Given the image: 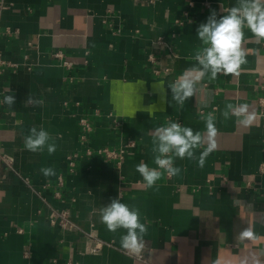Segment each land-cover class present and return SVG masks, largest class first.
<instances>
[{
    "label": "crops",
    "instance_id": "crops-1",
    "mask_svg": "<svg viewBox=\"0 0 264 264\" xmlns=\"http://www.w3.org/2000/svg\"><path fill=\"white\" fill-rule=\"evenodd\" d=\"M234 3L0 0V26L12 30L0 36V49L19 63L0 74V100L10 89L15 96L12 108L0 104V148L12 159L10 167L0 159V264H264V45L246 32L248 71L205 78L183 107L167 89L195 63L199 24ZM185 12L190 20L178 22ZM229 103L248 104L254 122L225 120ZM208 112L218 133L205 166L177 158L179 176L146 188L135 168L141 161L155 167L152 131L171 120L204 132ZM80 118L91 126L87 140ZM32 126L54 138V154L26 150ZM127 138L136 144L119 164L96 152ZM42 167L56 174L45 177ZM119 195L148 224L145 261L121 247L124 230L111 233L99 221L96 210ZM53 210L67 211L73 226L51 222ZM247 227L255 239L240 241Z\"/></svg>",
    "mask_w": 264,
    "mask_h": 264
},
{
    "label": "clouds",
    "instance_id": "clouds-1",
    "mask_svg": "<svg viewBox=\"0 0 264 264\" xmlns=\"http://www.w3.org/2000/svg\"><path fill=\"white\" fill-rule=\"evenodd\" d=\"M246 32L251 34L256 44L264 45V0H235V3L220 13L211 10L205 22L196 29L197 39L200 41L193 55L195 63L184 69L179 76L167 83L171 91L172 100L183 107L185 102L196 96L200 85L208 79L209 82L219 77H239L248 71L243 68L247 64V53L244 44L249 39ZM156 87L166 95L164 83L159 82ZM11 89L3 95L0 104L12 108L15 96L9 94ZM28 97L26 103H32ZM207 107V105H205ZM249 105L226 104L221 115L225 120L235 116L244 127L250 126L256 116L249 112ZM135 113V112H134ZM133 113V115H134ZM205 123V131H194L178 121H168L152 131V162L150 167L141 161L136 165V172L142 178L146 188H153L163 176L176 177L181 174V168L175 165V160H194L197 166L203 168L207 158L216 150V116L208 112L201 116ZM26 150L37 153L47 150L52 155L57 150L54 138L43 127L32 126L24 137ZM199 150V156L197 151ZM40 172L45 177L56 174L53 167H42ZM99 221L111 233L124 230L120 236L121 247L134 255L140 256L145 249V237L148 235V224L142 222L141 212L135 206L122 202L120 195L112 198L106 206L96 210ZM146 221V217L144 218ZM240 241L255 239L251 228L242 230L238 237Z\"/></svg>",
    "mask_w": 264,
    "mask_h": 264
},
{
    "label": "built area",
    "instance_id": "built-area-1",
    "mask_svg": "<svg viewBox=\"0 0 264 264\" xmlns=\"http://www.w3.org/2000/svg\"><path fill=\"white\" fill-rule=\"evenodd\" d=\"M187 20H190V16H189L188 12H185V17L183 19H180V21H178V22L183 23V22H185ZM11 32H12V30L9 29V28H6L3 31V29L0 26V36L3 35L4 33H11ZM53 56L55 58H57V59L62 60L63 61L62 62L63 65H65L67 67H71L72 66V62L71 61L64 59L65 56H64L63 52L57 51V52L53 53ZM18 66H19V63H17V62L6 60L4 58V56H3V54H2L1 49H0V74L7 67L17 68ZM258 101H259V106L261 108V113H263L264 112V98H260V99H258ZM79 122H80L81 127H82L81 137L83 139L87 140L89 138V134H90V131H91V126H90V124H89V122L87 121L86 118H80ZM135 144L136 143H135L134 139L127 138V139H124L121 142V145H120L119 148L101 147V148H98L96 150V152L99 153L100 155H103L107 160H112V161H115L116 164H119L122 161V159L125 157V155L127 153H129L128 152L129 149L132 148V147H135ZM92 152H95V151L91 150V149H87V153L88 154H91ZM76 157H77L76 154L70 157V161H69L70 165H72V166L74 165ZM0 159L6 165H8L9 167L12 165V159L9 157V155L4 153L1 148H0ZM262 196L264 197V192L262 193ZM50 219H51V222L58 223L62 227H71V226H73V223L71 222V220L68 217V212L65 211V210H61V211H56V210L54 211L53 210L50 213ZM100 247H101V243H97V244H95L92 247V250L93 251H97V250L100 249ZM125 252L130 254V255H132V256H134L137 259H140V260H143V261L146 260L144 252L140 256L131 254V253L127 252V251H125Z\"/></svg>",
    "mask_w": 264,
    "mask_h": 264
}]
</instances>
